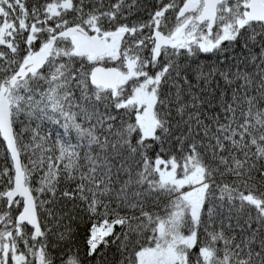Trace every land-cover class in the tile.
<instances>
[{"label": "snow or ice", "instance_id": "obj_1", "mask_svg": "<svg viewBox=\"0 0 264 264\" xmlns=\"http://www.w3.org/2000/svg\"><path fill=\"white\" fill-rule=\"evenodd\" d=\"M0 264H264V0H0Z\"/></svg>", "mask_w": 264, "mask_h": 264}]
</instances>
